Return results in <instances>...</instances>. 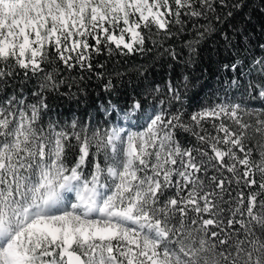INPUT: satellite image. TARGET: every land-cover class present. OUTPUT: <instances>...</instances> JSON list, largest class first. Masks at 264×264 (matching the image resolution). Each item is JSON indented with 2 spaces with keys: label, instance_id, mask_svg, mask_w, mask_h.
Returning <instances> with one entry per match:
<instances>
[{
  "label": "snow or ice",
  "instance_id": "6c2138e0",
  "mask_svg": "<svg viewBox=\"0 0 264 264\" xmlns=\"http://www.w3.org/2000/svg\"><path fill=\"white\" fill-rule=\"evenodd\" d=\"M255 3L0 0V264H264ZM210 40L220 87L193 110L185 73ZM92 80L103 123L50 118L56 99L88 105Z\"/></svg>",
  "mask_w": 264,
  "mask_h": 264
},
{
  "label": "trees",
  "instance_id": "16d2710c",
  "mask_svg": "<svg viewBox=\"0 0 264 264\" xmlns=\"http://www.w3.org/2000/svg\"><path fill=\"white\" fill-rule=\"evenodd\" d=\"M253 7H259V0H256V3L253 5ZM254 23L256 25L255 31L257 34H259V26L261 23H264V16L256 13L254 15ZM167 43L172 47H175L178 52H180L182 49L186 52L185 46L182 43V37H176ZM226 56L227 54L223 52V49L219 48L218 42H213L210 40L202 45L200 62L197 64H192L188 67L185 74H190V77L194 80L199 78L197 87L193 88L189 93L190 104L193 110L199 108L201 105L207 104L209 100H215L217 98L213 96V93L220 87V76L210 74L208 66L211 65L212 71L215 72L218 66V61L226 58ZM121 59L125 60L123 68H135L144 63L147 60V56L137 55ZM148 63L151 64L152 61H149ZM155 71L156 75L154 77H150V79L160 82L163 78L161 76V72L163 70L157 66ZM177 71L179 73H183L185 72V69L180 67L177 69ZM136 82L138 81H134V83ZM98 83V81L92 80L89 84L88 91L91 95L88 105L77 106L75 103L65 102L63 99H56L53 101L50 118L70 120L80 116L84 109H87L89 114L96 116V118L99 119L101 123H103L102 113H97V108L101 103H103V95L101 93V89L97 86ZM117 87L122 93L131 94V88L126 87L123 81L119 83ZM113 99H119L121 102H124L128 99V96L122 95L119 97H113ZM93 101H95V103H92ZM186 103H188V101H186ZM249 103L250 105L255 106L256 111L260 110L258 101H250ZM116 120H119V116L116 117Z\"/></svg>",
  "mask_w": 264,
  "mask_h": 264
},
{
  "label": "rangeland",
  "instance_id": "374dc122",
  "mask_svg": "<svg viewBox=\"0 0 264 264\" xmlns=\"http://www.w3.org/2000/svg\"><path fill=\"white\" fill-rule=\"evenodd\" d=\"M121 120V117L119 116V120H117V121H120ZM122 122V121H121ZM134 130H136V129H134Z\"/></svg>",
  "mask_w": 264,
  "mask_h": 264
}]
</instances>
